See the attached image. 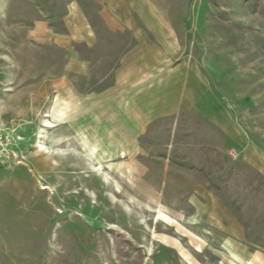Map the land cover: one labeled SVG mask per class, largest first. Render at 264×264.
Instances as JSON below:
<instances>
[{
  "label": "rangeland",
  "instance_id": "374dc122",
  "mask_svg": "<svg viewBox=\"0 0 264 264\" xmlns=\"http://www.w3.org/2000/svg\"><path fill=\"white\" fill-rule=\"evenodd\" d=\"M0 128V264H264V0H0Z\"/></svg>",
  "mask_w": 264,
  "mask_h": 264
},
{
  "label": "crops",
  "instance_id": "0c3cea01",
  "mask_svg": "<svg viewBox=\"0 0 264 264\" xmlns=\"http://www.w3.org/2000/svg\"><path fill=\"white\" fill-rule=\"evenodd\" d=\"M90 30L91 31H89V33H90L89 35H90L91 40H90V42H88V45L90 44L92 47H95L96 45L99 44V41L96 38V31L92 25H90ZM138 49H139V44L136 48H134L132 53H138ZM132 58L136 60V64H135V67L132 69V71L129 73V75H131V76H128V78H132V80H129L131 82H126V80L124 79V80H122V83H123L122 84L120 81V84H122V88L127 89L130 92H131V90L135 91L136 89L139 88V86H140L139 75L141 76V71L139 69L140 64H141L140 57L138 58V56H133ZM126 95H129V94H126ZM129 106H133V100L131 101Z\"/></svg>",
  "mask_w": 264,
  "mask_h": 264
},
{
  "label": "built area",
  "instance_id": "2783aa9c",
  "mask_svg": "<svg viewBox=\"0 0 264 264\" xmlns=\"http://www.w3.org/2000/svg\"><path fill=\"white\" fill-rule=\"evenodd\" d=\"M12 145L13 142L9 134L0 128V165L11 157L10 147Z\"/></svg>",
  "mask_w": 264,
  "mask_h": 264
},
{
  "label": "bare ground",
  "instance_id": "6f19581e",
  "mask_svg": "<svg viewBox=\"0 0 264 264\" xmlns=\"http://www.w3.org/2000/svg\"><path fill=\"white\" fill-rule=\"evenodd\" d=\"M45 125H47V126H52V123H50V122H46ZM40 148H41V149H44L45 147L42 146V145H40Z\"/></svg>",
  "mask_w": 264,
  "mask_h": 264
}]
</instances>
